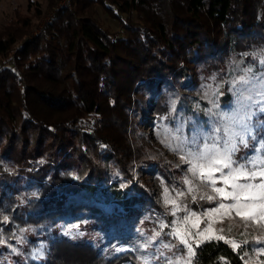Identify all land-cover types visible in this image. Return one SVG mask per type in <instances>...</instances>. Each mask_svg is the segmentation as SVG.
<instances>
[{
    "label": "trees",
    "instance_id": "16d2710c",
    "mask_svg": "<svg viewBox=\"0 0 264 264\" xmlns=\"http://www.w3.org/2000/svg\"><path fill=\"white\" fill-rule=\"evenodd\" d=\"M99 7L125 36L98 22ZM31 17L18 8L0 33V264L134 262L141 225L169 215L134 173L173 172L135 138L137 92L163 98L173 76L188 87L189 64L217 66L230 36L239 49L264 43V0H71L29 38ZM192 264L246 263L213 239Z\"/></svg>",
    "mask_w": 264,
    "mask_h": 264
},
{
    "label": "rangeland",
    "instance_id": "374dc122",
    "mask_svg": "<svg viewBox=\"0 0 264 264\" xmlns=\"http://www.w3.org/2000/svg\"><path fill=\"white\" fill-rule=\"evenodd\" d=\"M47 1L0 0V33L12 19H15L18 8L23 14L32 16L34 27L28 35L32 38L55 17L58 9L71 7V0H58L54 8L47 9ZM35 13L37 16H33ZM95 18L117 36L126 35L122 25L102 7L98 8ZM262 61H264L263 42H252L248 49H239L235 46V37L230 36L221 51L217 66L206 61L189 64L187 74L191 84L188 87L184 88L179 76H173V83L163 98L156 99L150 96L146 86L138 90L137 98L140 104H144L145 112L140 116V122L135 127V138L143 145L145 151L154 155L155 160L165 167L164 171L172 169L179 176V182L176 181L173 172L166 173L171 180L161 172H152V174L146 172L150 173L146 174L144 170H139L134 173L135 181L142 184L149 191L150 197H154L169 215L164 217L163 213L159 218V214H155L159 218L158 226L141 225L140 232L144 235V240L139 241L138 247L131 246L137 252V260L123 264H144L145 260L148 264H169V262L175 264L176 261L187 258L185 246L169 233L176 228L177 218L183 220L189 212H195L199 220L193 217L191 222L184 226L185 229L196 233L203 231L209 223H212L216 234L224 235L228 240H234L239 244L238 248H233L228 243L233 249L241 250L246 264H264V227L261 226L264 225V221L257 223L242 220L236 216L235 210H231L230 213L222 210L220 214L205 216L204 213L217 207L221 199L219 197L213 201L201 199L200 196L204 192L213 196H216V193L206 184L194 179L188 172L190 165L181 159V156L195 151L204 143L211 145L216 141L218 145H223L227 136L241 132L242 124L247 126L251 134L242 133L245 135L246 146L239 143L238 136L234 137L238 150L233 153V160L239 164L247 163L255 156L264 158V146H262L264 145V62ZM162 86L159 85V88ZM228 92L232 95V100L230 104L223 106L220 98ZM180 97L186 101L185 105H190L195 110L194 114L181 112L178 108ZM201 112L207 117L206 125L196 122ZM186 176L193 180V186L198 191L189 192V186L184 182ZM259 181L260 178L257 177L255 182L259 183ZM165 187L181 209L186 207L188 212L181 210L177 211L175 216L172 215L173 206L164 203ZM216 187H224V185L218 182ZM180 192L184 195L178 197L177 193ZM223 202L232 203L230 199ZM192 224L198 227H192ZM161 225L167 227L162 228ZM220 228L224 229L223 233L218 232ZM229 228H231L230 232ZM156 233L160 235L157 236ZM245 240L247 243H244ZM195 246L193 243L194 251Z\"/></svg>",
    "mask_w": 264,
    "mask_h": 264
},
{
    "label": "snow or ice",
    "instance_id": "6c2138e0",
    "mask_svg": "<svg viewBox=\"0 0 264 264\" xmlns=\"http://www.w3.org/2000/svg\"><path fill=\"white\" fill-rule=\"evenodd\" d=\"M242 133L251 134L247 126L242 124L241 132L227 136L223 145H218L216 141L211 145L204 143L202 147L197 148L195 151H190L186 156H181V159L190 165L188 172L191 173L194 179L199 180L201 184H206L211 188L212 192L216 193V196H213L204 192L200 198H206L209 201H213L217 197L221 199L217 207L204 213L205 216L211 217L214 214H220L222 210L228 213L231 210H235L236 216H239L242 220H251L259 223L264 221V158L255 156L249 159L247 163L239 164L233 160V153L238 150L234 137L238 136L239 143L246 146L245 135ZM217 173L219 174L218 176ZM257 177L260 178L259 183L255 182ZM242 180L245 182H240ZM184 182L189 186V192L198 191L193 186L192 179L186 176ZM218 182L222 183L224 187H216ZM226 189L230 190L226 191ZM183 195V192L177 193L178 197ZM193 199H195V195H193ZM229 199L232 203L225 204L223 202ZM164 203L173 206V216L176 215L177 211L188 212L186 207L181 209L177 201L169 195L167 187L164 189ZM193 217L199 220L195 212H189L183 220L177 218L176 228L169 233V235L177 238L187 249V258H182L176 261L175 264H191V258L195 255L193 243H195L196 247H199V243L203 240H224L225 243H229L233 248L239 247L236 241L228 240L224 235L216 234L212 228V223H209L203 231H197L196 233H192L190 229H185L184 226L188 225ZM5 219L7 218L5 217ZM261 226L264 227V225ZM161 227H167V225H161ZM192 227L198 226L192 224ZM228 231L230 232L231 228ZM218 232L223 233L224 229L220 228ZM156 235L159 236L160 233H156ZM244 243H247V241L245 240ZM164 247H169V245H164ZM144 264H148L147 260H145Z\"/></svg>",
    "mask_w": 264,
    "mask_h": 264
}]
</instances>
